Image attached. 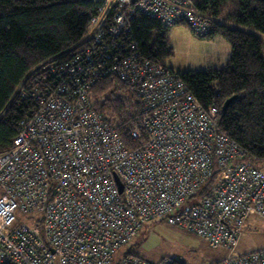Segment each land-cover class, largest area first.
Listing matches in <instances>:
<instances>
[{
	"label": "built area",
	"instance_id": "1",
	"mask_svg": "<svg viewBox=\"0 0 264 264\" xmlns=\"http://www.w3.org/2000/svg\"><path fill=\"white\" fill-rule=\"evenodd\" d=\"M88 1L96 9L79 43L45 63L33 91H20L35 107L0 153V264H153L117 254L156 219L228 251L204 264H264V249L235 250L249 217L264 221V170L219 130L216 107L201 106L127 39L135 14L199 38L209 19L193 0ZM109 76L140 103L133 149L89 100ZM18 215H32V225Z\"/></svg>",
	"mask_w": 264,
	"mask_h": 264
},
{
	"label": "trees",
	"instance_id": "2",
	"mask_svg": "<svg viewBox=\"0 0 264 264\" xmlns=\"http://www.w3.org/2000/svg\"><path fill=\"white\" fill-rule=\"evenodd\" d=\"M227 3L192 1L193 10L210 21L206 37L220 36L229 45L224 65L175 74L201 106L220 111L219 130L264 170V42L250 32L264 36V0H237L236 11L227 13L222 22L219 13ZM95 9L96 4L80 0H0V153L10 148L18 123L35 107L29 95L21 99L20 91H33L36 81L46 79L45 63L79 43ZM128 27V41L144 57L159 62L170 54L163 37L152 39V33L163 28L158 21L135 14ZM111 86L124 90V95L110 96ZM233 96L237 98L222 111L223 103ZM89 100L123 145L135 148L131 133L140 124V103L134 93L109 76L92 86ZM166 260L182 264L171 259L146 261Z\"/></svg>",
	"mask_w": 264,
	"mask_h": 264
},
{
	"label": "rangeland",
	"instance_id": "3",
	"mask_svg": "<svg viewBox=\"0 0 264 264\" xmlns=\"http://www.w3.org/2000/svg\"><path fill=\"white\" fill-rule=\"evenodd\" d=\"M236 1L229 0L221 9L220 21L223 22L222 17L225 18L227 13L233 14L236 11ZM250 32L264 42V36ZM157 36L163 37L170 53L159 62L174 73L182 74L221 67L230 53L229 45L220 36L199 38L191 34L188 27L181 23L169 29L162 28L159 33H152L153 40ZM109 90L111 91L109 95L114 98L124 95V90L114 86ZM198 201L199 197H194L186 205L191 206ZM18 221L32 225V215H18ZM260 249H264V221L251 216L243 226L235 250L239 254H248ZM124 253L142 257L153 263L171 259L182 264H204L223 260L228 251L210 248L205 240L178 226H171L164 220L156 219L139 227L131 241L118 252L117 257Z\"/></svg>",
	"mask_w": 264,
	"mask_h": 264
},
{
	"label": "water",
	"instance_id": "4",
	"mask_svg": "<svg viewBox=\"0 0 264 264\" xmlns=\"http://www.w3.org/2000/svg\"><path fill=\"white\" fill-rule=\"evenodd\" d=\"M80 1H88V0H80ZM236 98H237V96H233V97L227 99V100L223 103L221 110L224 111V110L228 107V105H229L231 102H233Z\"/></svg>",
	"mask_w": 264,
	"mask_h": 264
}]
</instances>
